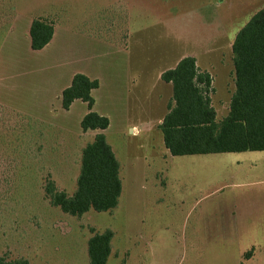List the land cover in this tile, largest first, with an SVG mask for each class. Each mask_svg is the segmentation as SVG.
Here are the masks:
<instances>
[{"label":"rangeland","instance_id":"obj_1","mask_svg":"<svg viewBox=\"0 0 264 264\" xmlns=\"http://www.w3.org/2000/svg\"><path fill=\"white\" fill-rule=\"evenodd\" d=\"M5 4L0 6V74L30 78L36 69L75 59L70 40L35 61L29 22L39 11L50 12L46 19L53 23H79L97 19L95 12L105 7L108 37L118 35L129 44L133 72H145L149 85L185 53L199 56L200 69L212 65L211 99L221 120L235 93L234 38L264 0H10L12 10ZM107 50L108 63L120 62L116 51ZM40 75L34 92L54 83L53 76ZM163 90V106L154 91L155 105L132 102L130 124L106 134L120 163L118 206L82 216L54 206L44 188L50 179L70 196L76 191L82 158L76 131L38 117L56 116L52 103L48 109L46 101L30 105L32 116L0 103V257L90 264L88 241L106 230L114 233L107 264L237 259L252 245H264V151L174 156L167 153L159 126L150 134L127 129L144 115L166 114L173 90ZM4 92L12 98L10 90Z\"/></svg>","mask_w":264,"mask_h":264},{"label":"trees","instance_id":"obj_2","mask_svg":"<svg viewBox=\"0 0 264 264\" xmlns=\"http://www.w3.org/2000/svg\"><path fill=\"white\" fill-rule=\"evenodd\" d=\"M4 4L11 10L14 8L10 0H0V6ZM29 34L31 48L40 50L52 40L54 23L42 17L34 18ZM232 52L236 90L229 113L221 120L217 119L212 105L211 75L199 70L195 57L186 56L174 68L163 72L162 79L172 83L173 98L159 127L172 155L264 151V7L239 30ZM99 85V80L77 73L62 93L64 109H70L76 99L87 102L90 111L81 122L84 131L104 130L110 125L107 116L93 110L92 90ZM44 188L54 206L74 216H82L91 209L104 212L116 208L123 188L120 163L105 134L98 133L83 148L73 195L58 190L50 179ZM113 236L112 230L92 235L88 241L90 264L108 263ZM0 264L30 262L23 258L10 261L2 256Z\"/></svg>","mask_w":264,"mask_h":264},{"label":"crops","instance_id":"obj_3","mask_svg":"<svg viewBox=\"0 0 264 264\" xmlns=\"http://www.w3.org/2000/svg\"><path fill=\"white\" fill-rule=\"evenodd\" d=\"M263 7L264 5L260 7V9ZM95 13H98V18H92L88 22L81 21L78 23V21L75 20L64 22L56 19L57 21L54 22V35L52 40L40 50L32 49V53L36 54L35 61H37L39 55H49V51L55 49L58 42H63L65 45L69 44L70 40H73V53L76 56L73 61L70 62L68 60L62 65L58 64L56 67L53 66L51 69H36V73L30 78H15V75H5L3 72L0 74V92L3 95V97L0 95V103H10L18 106L21 110L28 114L30 113V115L32 114L30 112V105L44 103V101H46L48 109L52 103V107L56 111V116L51 117L50 114H47L48 117H51L47 119L41 114L38 115L36 112L35 114H37L38 117H41L40 119L43 118V121L53 122L56 126L65 129L68 132L72 133L76 131L75 133L78 136L76 142H78L77 144L81 151L87 143L94 140L98 133H104L106 136V134L114 127L120 130L125 129V127L131 122L130 118L132 111L130 105H132V102L139 104L141 102L145 103V101H149L155 105V102L157 101L153 97V92L158 91V104L163 106L164 100L167 98L164 95L163 88L165 89L166 87L173 90L172 83L165 82L162 79V74L166 71L165 69L156 73V79L153 86H151V83L149 85L145 72H143L141 76L138 75L139 72L135 75L131 64V57H128L130 55L129 44H127V42L123 43L118 35L113 37L114 39L108 37L104 25L105 20L103 19L106 13L105 7L104 10H101L99 7ZM49 14L51 13H48L47 10L39 11L36 16L30 20L29 31L31 23L35 17L46 19ZM129 26L130 24L128 22L126 31L128 36H131L132 34L129 32ZM108 48L116 51V56L119 58L118 60H120V62L116 61L115 64L113 62L108 63L105 58ZM80 54L83 55L77 57V55ZM210 54L212 55V52ZM186 56L195 57L197 66L202 72H209L208 67H212V65L208 64V67L204 70L202 68L200 69L201 66L198 60L199 56L193 53H185L178 58L177 62L170 68H174L178 62ZM215 57L217 58L218 56ZM232 69L234 71V63ZM77 73H83L91 79L99 80V87L92 90V95L95 99L93 110L110 119V125L107 129L83 130L81 122L90 109L87 102H84L81 99H76L70 109L67 110L63 108V90L71 85L73 77ZM39 74L53 76L54 83L48 88H42L43 86H40L41 91L34 92L36 89H33L32 87L40 81V78L38 77ZM33 82H35L34 85ZM156 82L158 85L160 84L159 87L156 86ZM233 85L235 87L233 89L236 90L235 81ZM6 90H10L12 98H9V94L4 92ZM34 106L31 107L34 108ZM165 115L160 114L157 119H152L153 117L144 115L145 119L141 118V122L132 123L127 129H130L133 135H138L142 132L150 134L155 126H159L162 123ZM165 148L167 153L171 154L166 146ZM189 264H264V245H252L242 257L237 259H211L209 261L195 260Z\"/></svg>","mask_w":264,"mask_h":264}]
</instances>
